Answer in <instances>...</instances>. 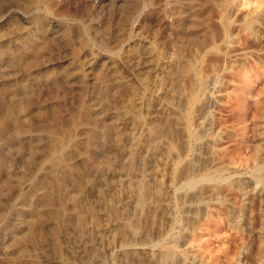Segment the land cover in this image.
I'll return each instance as SVG.
<instances>
[{
    "label": "rangeland",
    "instance_id": "obj_1",
    "mask_svg": "<svg viewBox=\"0 0 264 264\" xmlns=\"http://www.w3.org/2000/svg\"><path fill=\"white\" fill-rule=\"evenodd\" d=\"M0 264H264V0H0Z\"/></svg>",
    "mask_w": 264,
    "mask_h": 264
},
{
    "label": "bare ground",
    "instance_id": "obj_2",
    "mask_svg": "<svg viewBox=\"0 0 264 264\" xmlns=\"http://www.w3.org/2000/svg\"><path fill=\"white\" fill-rule=\"evenodd\" d=\"M227 1V0H226ZM225 4H226V2H225ZM252 7V6H251ZM250 7V8H251ZM249 8V9H250ZM253 8H255V7H253ZM256 10V9H255ZM228 11V10H227ZM249 12V11H248ZM251 12V11H250ZM262 14V13H261ZM253 15V14H252ZM225 20V19H224ZM260 20V19H259ZM224 22V21H223ZM77 34V33H76ZM248 34V33H247ZM243 36V35H242ZM244 38V37H243ZM250 38V37H249ZM253 39V38H252ZM252 41V40H251ZM219 50V49H218ZM231 50V49H230ZM149 58V57H148ZM209 58V57H208ZM216 58V57H215ZM219 58H221V57H219ZM244 59V58H243ZM211 61V60H210ZM229 62V61H228ZM191 63H193V62H191ZM195 63V62H194ZM205 66V65H204ZM202 68H203V66H202ZM208 71V70H207ZM204 75V74H203ZM244 77H245V74H240V78L243 80L244 79ZM205 80H206V78H205ZM205 80H201V82H200V84H199V90H202L203 88H205L206 86L204 85L206 82H204ZM208 80V79H207ZM210 83V82H209ZM206 85H207V83H206ZM205 86V87H204ZM194 87V86H193ZM189 90V89H188ZM187 91V90H186ZM188 92V91H187ZM202 92V91H201ZM189 93V92H188ZM187 93V94H188ZM200 94V93H199ZM240 94H241V97L243 98V99H246L247 97H249V91L246 89V88H240ZM189 95V97H190V94H188ZM197 96V95H196ZM188 97V96H187ZM188 97V98H189ZM198 98V97H197ZM204 105V104H203ZM236 106V105H235ZM239 109H242V107H243V103H241L239 106ZM194 110V109H193ZM237 110V109H236ZM194 116V115H193ZM190 118V117H189ZM195 118V117H194ZM193 121H195V120H193ZM214 121V120H213ZM188 124V123H187ZM194 126V125H193ZM189 128V127H188ZM195 127H193V129H194ZM159 129V128H158ZM160 130V129H159ZM190 130V129H189ZM191 131V130H190ZM191 133V132H190ZM197 133H198V131H197ZM196 133V134H197ZM195 134V133H194ZM198 136V135H197ZM234 140V139H233ZM239 140V139H238ZM241 141V140H240ZM233 145V144H232ZM237 147V146H236ZM222 151V150H221ZM219 152V151H218ZM220 153V152H219ZM224 157V156H223ZM56 159V158H55ZM229 159V158H228ZM240 159V158H239ZM57 160H60V159H57ZM223 160V159H222ZM232 160V159H231ZM235 161V160H234ZM58 162V161H57ZM239 165V164H238ZM214 187V186H213ZM225 189H227V188H225ZM212 191H213V189H212ZM214 193H215V191H214ZM213 194V193H212ZM224 211V210H223ZM37 219V218H36ZM192 247V246H191ZM194 247V246H193ZM188 248V247H187ZM192 252V251H191Z\"/></svg>",
    "mask_w": 264,
    "mask_h": 264
}]
</instances>
